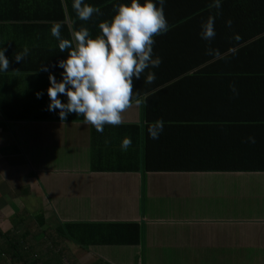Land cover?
Segmentation results:
<instances>
[{"label":"crops","instance_id":"crops-1","mask_svg":"<svg viewBox=\"0 0 264 264\" xmlns=\"http://www.w3.org/2000/svg\"><path fill=\"white\" fill-rule=\"evenodd\" d=\"M95 6L101 15L87 21L75 13L69 21L64 6L61 36L70 38L81 25L91 35L100 32L98 24L109 10ZM39 23L30 32L53 38L48 31L53 23ZM190 27L173 25L166 38L154 41L153 55L161 63L150 69L155 73L151 83L145 82L149 69L133 80V91L147 100L145 119L163 125L158 138L148 134L147 143L148 158L159 169L149 161L145 169L138 139L122 150L125 132L113 125L97 132L82 121L6 122L0 117L2 231L13 228V216L28 212L31 198L54 225L92 223L106 230L136 223L142 229L134 245H91L84 251L70 243L81 264H264V171L234 165L250 163V155L264 156V33L255 31L264 25L252 22L238 30L235 40L248 42L214 70L187 69L186 55L190 63L199 61L202 54L226 49V38L218 34L217 42L205 40L202 29ZM12 30L0 32V47L22 39L21 34L29 46L38 44L28 41V28ZM4 54L9 59L6 49ZM38 76L24 81L36 86ZM141 110V103H131L119 125L145 123ZM130 159L137 160L134 168L127 167Z\"/></svg>","mask_w":264,"mask_h":264},{"label":"trees","instance_id":"trees-1","mask_svg":"<svg viewBox=\"0 0 264 264\" xmlns=\"http://www.w3.org/2000/svg\"><path fill=\"white\" fill-rule=\"evenodd\" d=\"M91 5H104L107 12L104 20L109 19L113 15V6L119 3H129L130 0H85ZM143 3V0H140ZM212 0H166L164 5V16L168 22L169 29L166 33L154 36V41L158 38L167 37V34L174 26H180L181 23L191 24L192 29L200 30L202 25L211 16L213 18V29L215 35L211 39H219V36L226 38V43L219 52L210 51L206 56L202 54L199 61L193 60V63L187 61V69H195L197 67L207 70L221 68L225 62H230V57L238 51V48L248 42L247 38H238L237 31L242 27L258 22L264 25V0H221L219 9L210 7ZM67 8L69 13V21L73 20L75 13L72 8V0H0V32L13 31L17 25L18 28L29 29L39 26V22H63V8ZM61 13V14H60ZM67 17V15H66ZM230 20L231 25L226 24ZM177 24V25H176ZM221 28H216L218 26ZM30 26V27H29ZM66 27L62 24L61 28ZM50 31V30H48ZM258 33H264V27L255 30ZM219 32V33H218ZM24 33V32H23ZM28 41L34 39L38 44L32 43L31 46L24 42V34L21 38L5 44L2 47L6 49L9 56L8 70L0 72V117L2 120L9 121H82V116H76L70 113L64 120H60L58 110L48 111L47 105L49 98L46 89L48 87V73L41 71L40 66L48 65L49 71L60 79L59 73L62 69L52 67L57 60L63 59L67 52L58 50V41L55 38L46 37L37 38L30 32ZM99 34L96 32L93 36ZM31 37V38H30ZM65 38V37H64ZM159 39V40H160ZM7 40L9 41L8 37ZM204 41L200 39V46L205 48ZM28 48L27 59L20 62L14 60V56L23 48ZM189 48V44H188ZM187 50V54L192 49ZM221 49V48H220ZM224 51V52H223ZM27 55V56H28ZM8 58V57H7ZM184 64V62H183ZM58 73V75H57ZM25 74H42L44 76H26ZM38 76V86H28V81H36ZM13 77H18L17 81L9 84ZM23 79V80H22ZM44 85V86H43ZM42 93L37 98L36 92ZM137 99H141L143 95L140 92H134ZM59 95V94H58ZM62 102L64 97L60 96ZM142 114L145 119V107L147 100L141 99ZM134 103V102H133ZM147 119V120H146ZM146 122L140 125L125 124L113 126V129L119 132H125V138L131 141L138 139L141 144L139 152L140 160L147 161L145 169H150L149 162L152 163L153 169L161 168L160 164L148 158V128L153 125L150 117H146ZM112 129V130H113ZM122 139V136L119 137ZM133 142H131L132 144ZM130 144V145H131ZM250 163L234 164L238 168L242 164L246 169L264 171V156H249ZM149 161V162H148ZM137 160L130 159L127 163L133 167ZM165 169L171 168V165L162 164ZM134 168V167H133ZM19 216V217H18ZM14 219H17V221ZM13 228L8 231L0 229V261L2 264H81L79 258H73L68 248L70 243L77 245L80 249L86 251L91 245H105L110 243H118L120 245H134L142 238L143 231L136 223H125V225L109 226L110 229L105 230L102 226L100 229L92 223L69 222L56 223L55 225L46 222L42 212L30 215L24 211V214L13 216ZM102 264H104L102 262ZM107 264V263H105Z\"/></svg>","mask_w":264,"mask_h":264},{"label":"clouds","instance_id":"clouds-1","mask_svg":"<svg viewBox=\"0 0 264 264\" xmlns=\"http://www.w3.org/2000/svg\"><path fill=\"white\" fill-rule=\"evenodd\" d=\"M166 0H130L113 6V15L99 22V34L93 36L81 25L72 31L70 38L61 36L59 22L50 27V35L58 41L60 52L67 55L57 60L52 67L62 69L60 79L49 71L48 65L40 70L48 73L46 89L49 103L48 111L58 110L60 120L68 114L82 116V124H91L97 132H103L104 125H119L122 113L131 103L140 104L133 91V80H140L145 73V82L151 83L160 57L153 55L154 36L164 34L169 25L164 16ZM221 0H212L210 7L219 9ZM72 8L77 19L89 20L93 14L101 15L99 6L86 3L85 0H72ZM231 25V21H226ZM201 38L210 40L214 35L213 18L210 16L202 25ZM23 48L14 56L17 62L28 55ZM5 49L0 47V72L8 70L9 61ZM235 92V86L230 85ZM59 94V95H58ZM39 98L42 93L36 92ZM60 96L65 99L62 102ZM162 123L157 122L148 128L150 138H158ZM249 140H252L249 137ZM131 144L130 138H123L120 144L126 150Z\"/></svg>","mask_w":264,"mask_h":264},{"label":"rangeland","instance_id":"rangeland-1","mask_svg":"<svg viewBox=\"0 0 264 264\" xmlns=\"http://www.w3.org/2000/svg\"><path fill=\"white\" fill-rule=\"evenodd\" d=\"M26 198H27V196H26V194L24 195V202H26ZM35 201L36 200H33V199H31V198H29L28 199V203H34V204H32L30 207H27V210H28V213L30 214V215H34V214H37V213H40L41 211L39 210V208H40V205L39 204H36L35 203ZM264 211V210H263ZM89 260V259H88ZM87 260V261H88ZM86 261V262H87Z\"/></svg>","mask_w":264,"mask_h":264}]
</instances>
